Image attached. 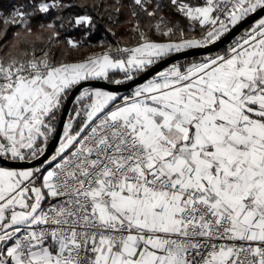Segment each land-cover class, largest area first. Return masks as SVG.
<instances>
[{"label":"snow or ice","instance_id":"1","mask_svg":"<svg viewBox=\"0 0 264 264\" xmlns=\"http://www.w3.org/2000/svg\"><path fill=\"white\" fill-rule=\"evenodd\" d=\"M10 3L0 264H264V0H132L150 18L135 43L77 60L81 41L57 58L56 23L32 21L90 30L94 16H62L74 0ZM122 6L93 8L110 21Z\"/></svg>","mask_w":264,"mask_h":264},{"label":"trees","instance_id":"2","mask_svg":"<svg viewBox=\"0 0 264 264\" xmlns=\"http://www.w3.org/2000/svg\"><path fill=\"white\" fill-rule=\"evenodd\" d=\"M101 2L107 6L108 4H112L114 0H74V4L76 6L65 10L64 13L61 14L62 16H73L76 14L92 15L96 18L95 28L90 30L86 27L75 28L68 24H65V26L61 28L59 27L60 22L56 20L57 14L54 12L50 16L41 15L33 19V30L42 31V25H46L49 22L56 23L60 32V36L57 38V42L54 45V48L57 52V58L62 57L63 51L66 48V40L68 37L81 41V49L78 51H71V54L67 56V59L69 60L82 59L100 45L115 47L117 44L121 46L134 44L135 39L134 33L132 31L133 26L136 24L137 20H139L141 27H144L149 23L150 18H148L143 12H140L139 8L133 5L132 0H122L123 6L121 7L120 12L117 14L114 10H112V19L109 21L107 19L106 9L100 10L93 8L94 3L99 4ZM84 5H86V7H81ZM2 7L5 10L10 8V0H2ZM149 10H151V8ZM133 11L139 12V15L137 17H133ZM0 27H2V25H0ZM16 30L17 29H9L6 39L0 41V44H2L3 47L6 48L13 42V33ZM113 33H115V35H113ZM85 35L92 36L91 39H89L91 42L85 38ZM153 38L156 39L158 37L153 36ZM2 54L3 53L0 52V55Z\"/></svg>","mask_w":264,"mask_h":264},{"label":"water","instance_id":"3","mask_svg":"<svg viewBox=\"0 0 264 264\" xmlns=\"http://www.w3.org/2000/svg\"><path fill=\"white\" fill-rule=\"evenodd\" d=\"M262 14H264V13H262ZM256 18H258V15H254L252 18H250V20L244 25V26H242L241 27V29H239L238 31H242L243 30V27H246L247 26V24H249V23H251L254 19H256ZM227 45V41H225L223 44H221V45H219V48H214L213 50L215 51V50H219V49H221V48H223L224 46H226ZM194 52H195V55L193 56V55H189V56H187V57H185V56H181L180 57V61H182V62H184L185 60H189V59H193V58H195V57H199L200 55H202V54H204V50H193ZM164 66H166V65H164ZM161 66H157V69H154V70H152V72H150V73H146V74H143L140 78H139V81L140 82H143V79L144 78H146V77H148V76H150L151 74H153L154 73V71H156V70H159V68H160ZM94 84H96L97 86H100L103 82H93ZM133 87L135 86V84H133L132 85ZM130 89L129 88H127V87H121L120 88V91L122 92V93H125V92H127V91H129ZM71 107V105H69V108ZM53 148H54V145H53Z\"/></svg>","mask_w":264,"mask_h":264},{"label":"rangeland","instance_id":"4","mask_svg":"<svg viewBox=\"0 0 264 264\" xmlns=\"http://www.w3.org/2000/svg\"><path fill=\"white\" fill-rule=\"evenodd\" d=\"M91 37H92V36L85 35V38H86L89 42H91V41L89 40V39H91ZM106 48H108V46L100 45V46L97 47L96 49L92 50L89 54H92L93 52H100V51H102L103 49H106ZM89 54H88V55H89Z\"/></svg>","mask_w":264,"mask_h":264}]
</instances>
